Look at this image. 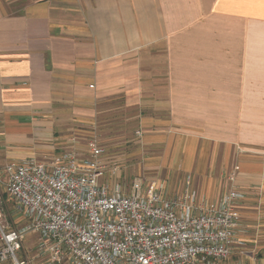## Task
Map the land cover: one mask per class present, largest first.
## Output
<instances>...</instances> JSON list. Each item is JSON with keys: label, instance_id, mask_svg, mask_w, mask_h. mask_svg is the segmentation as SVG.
<instances>
[{"label": "crops", "instance_id": "0c3cea01", "mask_svg": "<svg viewBox=\"0 0 264 264\" xmlns=\"http://www.w3.org/2000/svg\"><path fill=\"white\" fill-rule=\"evenodd\" d=\"M127 130L212 203L235 173L227 262L264 264V0H0V167Z\"/></svg>", "mask_w": 264, "mask_h": 264}, {"label": "built area", "instance_id": "2783aa9c", "mask_svg": "<svg viewBox=\"0 0 264 264\" xmlns=\"http://www.w3.org/2000/svg\"><path fill=\"white\" fill-rule=\"evenodd\" d=\"M120 168L96 139L86 154L2 165L0 264H33L21 254L32 233L46 264H221L233 256L244 197L236 186L212 203L190 177L169 194L142 177L127 188Z\"/></svg>", "mask_w": 264, "mask_h": 264}, {"label": "rangeland", "instance_id": "374dc122", "mask_svg": "<svg viewBox=\"0 0 264 264\" xmlns=\"http://www.w3.org/2000/svg\"><path fill=\"white\" fill-rule=\"evenodd\" d=\"M113 132V131H111ZM117 131H115L116 133ZM99 134H101L100 132H96L94 134H92L94 136V139L97 140L98 144L104 146L106 148L107 151H109V153L111 154V157L116 161L120 166V172L119 175L117 176V179L120 180L123 184H125V186L128 188L131 184V182L135 179V178H145L146 180L150 181V182H157L159 184V186L164 190V192L169 193V194H173L175 192H178L182 189L183 184L186 182L187 178L190 177V181L193 187V182H192V178L191 175H186V174H182V173H171L168 176H164L163 173L158 174L156 171H146L143 172L140 171L138 169V165L140 164L138 158L139 156H137V154H134V150L136 148V142L135 139L132 137H129V131H125L123 132V136L125 137V140L123 143H112V142H107L106 138L107 137H103L104 140H102V138L99 136ZM126 135V136H125ZM96 136V137H95ZM92 137V136H91ZM92 139L89 140V138L82 140L81 142L77 143V147L80 150V153H88V150L86 151V149H89V143L91 142ZM68 150V149H67ZM71 150V149H69ZM61 151H66V149H61ZM60 152V151H59ZM57 152V153H59ZM113 155L116 157L114 158ZM5 165V164H3ZM142 165V163H141ZM154 173V174H152ZM232 174L236 175L235 173H231L229 175H227V180L229 182V188L225 191H229L231 189L234 188L235 183H233L232 180L229 179V177L232 176ZM236 179V177H235ZM234 185V186H233ZM194 189V187H193ZM195 190V189H194ZM3 189H0V193L3 194V196H5V198L7 199V196L2 193ZM11 204V203H10ZM10 208V205H9ZM240 208V207H239ZM36 239L37 236L35 233H32L30 235H28V237H26L25 241H24V245H25V250H26V254H24L23 252L21 253L23 256H29L30 258H32L33 260V264H46L45 259L39 258L35 256V251L32 250V248L35 246L36 244ZM251 255V254H249ZM242 254H237L235 252V254H233L232 258L229 259L232 261V259L234 258V260H237V258L241 257ZM246 258V256H245ZM226 263V262H225ZM228 264V262H227Z\"/></svg>", "mask_w": 264, "mask_h": 264}]
</instances>
